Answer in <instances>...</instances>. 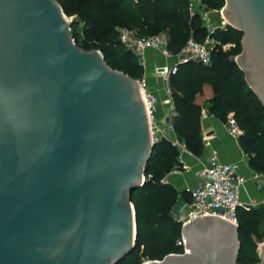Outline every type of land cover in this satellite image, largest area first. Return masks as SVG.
<instances>
[{
	"label": "water",
	"instance_id": "95a60500",
	"mask_svg": "<svg viewBox=\"0 0 264 264\" xmlns=\"http://www.w3.org/2000/svg\"><path fill=\"white\" fill-rule=\"evenodd\" d=\"M224 1L264 105V0ZM153 146L137 80L78 47L57 0H0V264L119 263ZM182 236L186 253L143 264H239L238 225L202 215Z\"/></svg>",
	"mask_w": 264,
	"mask_h": 264
},
{
	"label": "trees",
	"instance_id": "16d2710c",
	"mask_svg": "<svg viewBox=\"0 0 264 264\" xmlns=\"http://www.w3.org/2000/svg\"><path fill=\"white\" fill-rule=\"evenodd\" d=\"M57 1L64 5L67 0ZM127 2L128 0H120L118 7L112 5L109 7L106 0L80 1V8L77 9L79 16L83 18L92 16L96 21V25H88L85 31L86 36L94 41L85 43L82 48L100 49L109 66L115 65L118 70L132 78H138L141 71L137 59L128 49L124 55L119 56L117 46L123 45L118 35L116 38L115 30L109 28V25L114 23L128 21L130 25L120 26L131 28L134 25L139 35H145V23L139 20ZM202 2L206 7L218 10L225 1L202 0ZM137 4L143 10L155 12L156 21L164 25L168 33L169 51L172 54L179 52L189 39L186 22L188 0H137ZM109 12L113 14L112 17H106L104 20V14ZM100 22L104 25H99ZM192 35L197 41H204L209 35L217 44L211 50L209 65L193 61L181 63L177 66L176 73L169 77L175 110L173 117L175 133L184 141L187 149L190 151L195 149L194 153L200 156L204 149L201 125L203 107L207 106L208 113L224 123L227 122L229 115H232L242 130L239 136L242 150L250 155L252 168L264 173V116L263 111L259 109L263 108V105L259 100H255L256 95L246 84L242 69L233 59L242 50L243 32L232 26L225 29L218 27L212 32L205 26H198L194 28ZM224 44L231 45L227 50H223ZM205 86L210 87L212 95L203 105L197 102V97L203 94ZM177 155L178 150L168 140L162 139L154 143L146 164L145 182L132 192L131 197L136 213L135 246L116 264H123L127 258L134 255L140 245L144 248L143 254L153 260L183 251V246L177 244V240L172 236L160 238L156 232L158 224H167L170 213L179 200L190 199L186 191H173L167 184L160 182L161 173L169 171L172 166V157L175 159L174 163H178ZM137 190H140L141 196L134 195ZM147 198L149 202L145 200ZM262 220L264 206L259 209L248 210L243 207L238 209L239 264H255L259 261L253 236L264 239V229L259 230ZM172 225L181 227L178 222Z\"/></svg>",
	"mask_w": 264,
	"mask_h": 264
},
{
	"label": "built area",
	"instance_id": "2783aa9c",
	"mask_svg": "<svg viewBox=\"0 0 264 264\" xmlns=\"http://www.w3.org/2000/svg\"><path fill=\"white\" fill-rule=\"evenodd\" d=\"M196 1L189 0L188 7L191 13L196 11ZM222 15L223 8L215 10ZM204 17L208 13H204ZM222 28L221 26H219ZM211 32V31H210ZM118 39L128 50L138 57H144L147 50L160 53L165 59L174 57L176 62L172 65L156 64L154 67L155 76L166 81L164 95L158 87L148 88L144 80H137L139 89L142 90V98L146 107L151 139L154 143L165 139L178 150V166L175 173L188 169L185 164L184 155L188 149L183 140L175 133L173 128V117L175 115L174 104L169 87V77L176 73L177 66L186 62H199L209 65L211 62V50L217 44L209 35L204 41H197L189 38L185 45L176 54L168 49V35L163 33L151 35H139L136 29L122 26L118 28ZM231 44L222 45L223 48ZM163 106L161 118L157 117L158 106ZM228 133L236 138L242 134V130L232 115H229L226 122ZM205 137H203V141ZM256 177L264 176V173L254 172ZM196 182L184 189L189 200H180L174 210V216L181 229L193 218L199 216H216L238 225V209L243 202L240 198L241 189L246 178L239 172V165L236 162L221 161L215 151L209 155L206 164L197 169L194 173ZM264 203V200L262 201ZM250 210V208H247ZM183 246L180 254L186 253L184 236L177 242Z\"/></svg>",
	"mask_w": 264,
	"mask_h": 264
},
{
	"label": "rangeland",
	"instance_id": "374dc122",
	"mask_svg": "<svg viewBox=\"0 0 264 264\" xmlns=\"http://www.w3.org/2000/svg\"><path fill=\"white\" fill-rule=\"evenodd\" d=\"M80 1L82 0H67L64 5H62L60 2H58V4L61 6L63 13L66 17V19L69 21V27H70V36L71 38L74 40L75 44L82 48L83 45L85 43H88L89 41L92 40V38L86 36L85 31L87 29L88 25H96V21L93 20L94 18L92 16H89V18L87 17H81L79 16V13L77 12L78 8H80ZM108 2V6L111 7V5L114 7H118V2L120 0H106ZM129 2V3H128ZM128 2L126 3L131 10L133 11V13H135L138 17L139 20L141 22L145 23V29H144V34L145 35H151V34H158V33H163L168 35L166 28L164 25L159 24L156 19H155V12L152 10H143L141 9V7L137 4V0H128ZM189 3V0H188ZM117 5V6H116ZM122 5V3H120V6ZM225 5V2H224ZM224 5L221 7L223 8ZM196 11H194L193 13H191V11L188 8V12H187V17H186V22L188 24V38H194L192 33L194 31L195 27L198 26H205L207 28V30L210 32L214 31L215 29H217L219 26H221L222 28L220 29H225L228 26H232L231 23L225 18L224 16V11L222 12V15H219V13L215 12L214 9H210L208 7H206V5L202 2V0H197L196 1ZM220 8V9H221ZM219 10V9H218ZM208 13V16L204 17V13ZM104 20L106 17H112V13H105L104 14ZM116 19V18H115ZM194 21L192 22L191 21ZM103 20V22H104ZM103 22H100L99 25H104ZM103 23V24H102ZM118 23V24H117ZM114 23L113 25H109V28L114 29L116 32V38L118 35V28L122 27L120 25H127V24H131L128 21L125 22H117ZM134 27V28H133ZM233 27V26H232ZM133 29H136L137 27L132 25ZM94 41V40H92ZM241 42H242V38H241ZM242 44V43H241ZM118 54L119 56L124 55L126 52V48L118 45ZM95 48V47H94ZM229 47H225L222 49L223 50H227ZM98 49V48H96ZM100 50V49H98ZM242 51V50H241ZM131 54L137 59V62L140 65V71H141V75L138 78H135L136 80H144L147 87L151 88V86L153 85L154 81L151 80L149 81L147 78L150 75V71H153L154 69L152 65V63H148L147 65L145 64V58H148L151 62L152 59H155V63L157 62V56L159 57V62L164 59V57L158 53V52H153L150 54H147L146 56L144 55V57H138L136 54H134L132 51H130ZM170 58V57H169ZM234 60L237 59V55L233 57ZM154 63V62H153ZM110 66L114 69L118 68L115 65L110 64ZM148 71V74L146 73ZM243 71V70H242ZM244 73V72H243ZM153 74V72L151 73ZM148 75V76H147ZM244 80L246 82V84L250 87L249 83L247 82L245 75H244ZM161 85L166 86L167 82L166 81H161ZM251 88V87H250ZM164 89V88H162ZM252 89V88H251ZM253 93L256 95L255 100H259L260 103L263 105L262 101L259 99L258 95L256 94V92L252 89ZM209 95L208 93H205L203 95L204 96ZM211 97V96H210ZM207 100V99H206ZM206 100H204L201 104L205 105ZM263 112V116H264V105L263 108H260ZM225 127L227 129V125L226 122L224 123ZM150 131V129H149ZM195 149H193V151H190L188 149V153L189 154H193L195 156H197L195 153ZM175 159L172 157V166L170 168L169 171L167 172H163L160 175V182L167 184L171 190H175V191H179L180 187L178 186V178L180 176H177L175 173V169L178 166V163L175 164L174 161ZM243 165L246 167V169H248L250 172L252 171V185L250 187V190H246L243 191V204L242 207L247 209H259L261 207L264 206V203L262 202L264 200V176L262 177H256L254 172L255 171L252 166H251V160H250V155L245 153L243 151ZM262 173V172H261ZM146 177V176H145ZM184 191V190H183ZM252 191V192H250ZM134 195H139L141 196L140 190L135 191ZM147 202H149V199H145ZM180 201V200H179ZM186 201V200H184ZM133 205L134 202L132 201ZM178 204V202L176 203V205ZM176 205L174 206L173 210L170 213L169 219L167 224L165 225L164 223L162 224H158L156 226V232H157V236L160 238H164V237H168V236H172L175 240H177V242L182 238V229L181 227L177 226V225H172V223L177 222L174 216V210L176 209ZM264 229V220L261 221L260 225H259V230H263ZM253 241L256 245V249H258L259 245H261L264 242V239L261 237H257V236H253ZM143 246H139L138 249L135 250V253L133 256L127 258L123 264H127V263H132V264H143L147 261L153 260V259H148L144 254H143ZM161 260V259H158ZM244 264V263H242Z\"/></svg>",
	"mask_w": 264,
	"mask_h": 264
},
{
	"label": "crops",
	"instance_id": "0c3cea01",
	"mask_svg": "<svg viewBox=\"0 0 264 264\" xmlns=\"http://www.w3.org/2000/svg\"><path fill=\"white\" fill-rule=\"evenodd\" d=\"M152 50H147L145 56L147 54L153 53ZM160 56V55H158ZM157 56V62L155 63V59H152V62L145 58V64L152 63L153 68L156 64H167L172 65L176 62L174 57L164 58L159 62V57ZM147 57V56H146ZM154 62V63H153ZM153 72V74H151ZM148 74V71L146 72ZM150 75L148 76V80H153L154 83L151 87H158L162 95H164V88L161 85V79L154 74V70L150 71ZM208 93L209 95H203ZM212 95L211 89L209 86H205L204 92L202 95L197 97V102L202 103L204 100L210 98ZM163 114V106L159 105L157 109V117L161 118ZM201 125H202V135L205 137L203 141L204 149L200 156H195L193 154L185 153L184 161L185 164L188 166V169L183 170L179 173H174L178 178V186L180 187L179 191H183L186 187L192 186L195 184V171L206 164L207 159L212 151H215L217 157L221 161H231L236 162L239 165V172L246 178L245 183L240 192V198L243 202V191L250 190L252 185V171L250 172L246 167L243 165V150L239 143V138L231 136L226 127L224 122L219 120L218 118L210 115L207 110V106H204L202 109V117H201ZM252 192V191H250Z\"/></svg>",
	"mask_w": 264,
	"mask_h": 264
},
{
	"label": "bare ground",
	"instance_id": "6f19581e",
	"mask_svg": "<svg viewBox=\"0 0 264 264\" xmlns=\"http://www.w3.org/2000/svg\"><path fill=\"white\" fill-rule=\"evenodd\" d=\"M142 93V90H141V88H140V94ZM141 96H142V94H141Z\"/></svg>",
	"mask_w": 264,
	"mask_h": 264
}]
</instances>
